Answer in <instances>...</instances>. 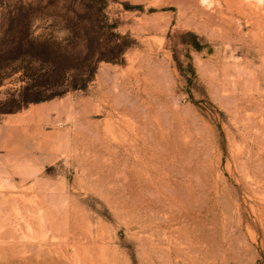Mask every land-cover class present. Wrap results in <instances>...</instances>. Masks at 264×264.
<instances>
[{"label": "rangeland", "instance_id": "374dc122", "mask_svg": "<svg viewBox=\"0 0 264 264\" xmlns=\"http://www.w3.org/2000/svg\"><path fill=\"white\" fill-rule=\"evenodd\" d=\"M0 264H264V0H0Z\"/></svg>", "mask_w": 264, "mask_h": 264}, {"label": "trees", "instance_id": "16d2710c", "mask_svg": "<svg viewBox=\"0 0 264 264\" xmlns=\"http://www.w3.org/2000/svg\"><path fill=\"white\" fill-rule=\"evenodd\" d=\"M83 42V48L85 49L84 53V71L82 75L72 76L70 79L67 80L66 88L61 91H54L50 94V98L56 95H61L65 93L68 89H76V88H83L86 86L87 82L93 77L95 73V69L97 67V63L100 60L106 61H119L121 55L124 52L125 46L124 44H114L110 49L107 51H100L101 41L97 35H88L79 37ZM57 59H52L51 64L53 69L57 67ZM59 75L57 78H61ZM63 77V76H62ZM64 80V78L62 79ZM28 86L24 87L23 90H19V103H26L29 101H40L42 98L38 96V91H34L32 95H27ZM31 94V93H29ZM37 94V95H36Z\"/></svg>", "mask_w": 264, "mask_h": 264}, {"label": "bare ground", "instance_id": "6f19581e", "mask_svg": "<svg viewBox=\"0 0 264 264\" xmlns=\"http://www.w3.org/2000/svg\"><path fill=\"white\" fill-rule=\"evenodd\" d=\"M101 72H106L107 74H109L107 69L103 70ZM65 104H67L66 101H63V104H61L60 107L58 106V104H55V103H52V104L43 103V104H39V105L36 104V106L32 107L30 111H31L32 114L41 115V116L43 115V116L49 118L50 110L53 109L54 111H57L59 108H63L64 109L66 107ZM27 227H29V226H27Z\"/></svg>", "mask_w": 264, "mask_h": 264}]
</instances>
